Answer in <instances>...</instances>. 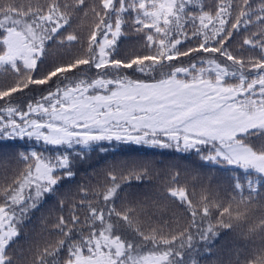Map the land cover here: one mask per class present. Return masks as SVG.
<instances>
[{"label":"snow or ice","instance_id":"obj_1","mask_svg":"<svg viewBox=\"0 0 264 264\" xmlns=\"http://www.w3.org/2000/svg\"><path fill=\"white\" fill-rule=\"evenodd\" d=\"M127 13L143 44L117 58ZM68 28L59 43L77 42L83 54L37 75L47 42ZM250 28L232 50L234 34ZM0 76L11 77L0 87V138L41 147L20 152L22 167L0 178V264H14L9 248L30 211L75 175L74 146L105 141L195 152L243 169L247 185L234 177L227 197L205 188L194 200L176 173L160 199L118 209L121 185L146 170L109 171L102 190L81 186L82 198L52 225L57 238L27 264H199L197 244L209 251L218 230L233 227L262 241L240 264H264V0H0ZM33 88L39 94L26 103L14 100ZM161 199L182 208L186 222L176 212L160 217Z\"/></svg>","mask_w":264,"mask_h":264},{"label":"trees","instance_id":"obj_2","mask_svg":"<svg viewBox=\"0 0 264 264\" xmlns=\"http://www.w3.org/2000/svg\"><path fill=\"white\" fill-rule=\"evenodd\" d=\"M18 2L27 3V0H18ZM204 2L207 3V0ZM253 3H259V0H253ZM125 19L128 21L123 28L126 35L121 36L118 40L117 58H124L126 52L137 49L143 44V35L136 34L131 26V13H127ZM73 27H75V22ZM254 30V28L247 31L241 29L240 33L234 34L231 40L232 50L235 51L237 45L242 43L244 36ZM72 31V28L61 31L52 41L47 42V53L39 65L37 75L46 73L58 63H67L72 58L83 54L81 45L77 42L59 43ZM86 32L87 29L84 33L77 32V34L82 39H86ZM197 43L198 41L186 42L185 49L188 46L194 47ZM140 54L147 53L141 51ZM240 54L237 53V55ZM248 54L249 51L245 48L243 55L247 56ZM190 62L187 59L181 61L185 66ZM86 71L88 78L95 77L96 70L94 68ZM127 74L133 79L144 78L132 70H127ZM10 82L11 77L0 76V87L7 86ZM229 82L236 83L237 81L232 78ZM33 93L39 94L37 89L33 88L22 96L14 97V100L22 104L26 103V98L32 97ZM33 149L41 150L40 145L34 140L0 138V178L10 175L13 169L22 167L17 163L20 152ZM71 151L73 155L72 170L75 175L66 177L56 186L54 192L45 194L37 207L32 209L23 221L18 237L9 248V255L13 257L14 264H27L37 246L42 248L47 240L57 238L56 234L51 231L56 218L60 215H69L68 209L71 203H78L82 198L81 186L89 191L97 187L102 190L109 171H114L119 175L121 172L126 173L130 168H135L137 172L146 170V175H143L141 180L132 179L121 185L115 200L118 209L125 205L131 206L137 201L160 199L159 194L166 190V186L170 184L176 173H179V184L187 186L190 193L195 192L194 200L199 199L205 188L212 192L218 191L221 196L227 197L233 190L234 177H239L240 182L247 185L248 177L243 169L207 162L201 158L200 154L180 151L175 147L161 148L148 144L105 141L89 148L76 145ZM77 151L82 154L83 158L75 155ZM203 154H207V149H204ZM89 199H93V197L89 196ZM61 200L65 201L63 208L60 204ZM163 203H168V208L158 214L160 217L171 220L173 219L172 213L176 212L181 223L186 222V217L179 215L183 211L182 208L161 199V204ZM260 214L261 212L257 211L256 216L259 217ZM217 215L218 213H214L213 222ZM81 219H83V214H81ZM246 227L247 225H245V229ZM261 243L259 236L248 237L239 227L221 228L218 230V235L207 244L209 251L203 250L205 248L203 242L197 244L201 250L197 260L199 264H240ZM147 250L145 249V251Z\"/></svg>","mask_w":264,"mask_h":264}]
</instances>
